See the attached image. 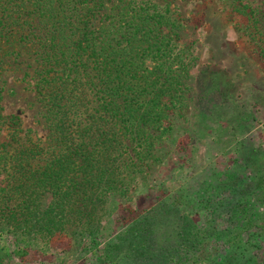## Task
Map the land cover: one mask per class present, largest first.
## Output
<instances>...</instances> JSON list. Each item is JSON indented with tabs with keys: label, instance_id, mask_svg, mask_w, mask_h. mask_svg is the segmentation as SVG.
Returning a JSON list of instances; mask_svg holds the SVG:
<instances>
[{
	"label": "trees",
	"instance_id": "1",
	"mask_svg": "<svg viewBox=\"0 0 264 264\" xmlns=\"http://www.w3.org/2000/svg\"><path fill=\"white\" fill-rule=\"evenodd\" d=\"M227 2L252 55L264 62L254 43L256 8L249 0ZM182 18L152 0H0V68L19 46L32 48L31 84L46 127L43 139L31 138L15 115H0L11 124L0 142L1 218L12 223L19 213L26 220L37 210L34 199L49 193L43 211L75 210L86 223L96 202L127 189L128 167L141 166L186 105L181 78L196 55L193 40L180 42ZM143 217L140 240L152 234L154 246L122 237L115 257L214 264L202 248L208 234L179 207L160 200ZM158 222L171 228L168 234L158 236Z\"/></svg>",
	"mask_w": 264,
	"mask_h": 264
},
{
	"label": "rangeland",
	"instance_id": "2",
	"mask_svg": "<svg viewBox=\"0 0 264 264\" xmlns=\"http://www.w3.org/2000/svg\"><path fill=\"white\" fill-rule=\"evenodd\" d=\"M152 1L179 12L180 42L193 40L196 60L181 78V114L154 139L141 166L128 167L127 189L96 202L86 223L75 210L43 211L49 193L34 199L37 210L24 221L19 213L12 223L0 217V264H183L159 256L115 257L122 237L132 246H154L148 245L152 234L140 240L142 220L160 200L205 230L202 248L214 264H264V62L252 55L227 0ZM249 1L259 26L254 43L264 49V0ZM18 48L0 68V115H15L19 128L43 139L46 127L30 78L32 48ZM3 119L0 142L11 129ZM4 175L0 170V186ZM170 229L158 222L155 230L159 236Z\"/></svg>",
	"mask_w": 264,
	"mask_h": 264
}]
</instances>
